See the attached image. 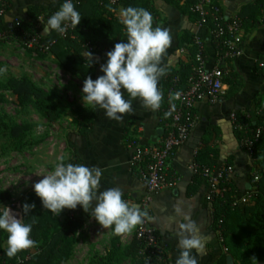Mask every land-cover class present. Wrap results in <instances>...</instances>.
I'll list each match as a JSON object with an SVG mask.
<instances>
[{"label":"crops","instance_id":"0c3cea01","mask_svg":"<svg viewBox=\"0 0 264 264\" xmlns=\"http://www.w3.org/2000/svg\"><path fill=\"white\" fill-rule=\"evenodd\" d=\"M5 1L8 8L4 19L10 23L16 19L27 21L32 10L37 11L43 6L53 5L58 10L64 2V0ZM76 1L87 0H73ZM213 1L221 6L227 15H237L240 19L247 20L243 25V53L231 65V73L227 78V94L215 104L208 101L196 104L195 112L199 120L187 141L174 150L169 161V171L177 178L176 185L172 189L162 190L153 198L151 216L154 219L150 223L155 228L160 246L164 250L166 264H175L179 255L174 210L177 204L186 212L191 209V218L200 226L202 234L208 237L202 253H195L194 250L193 254L196 255L198 264H218L225 255L226 259L228 256L232 258V263L236 261L240 264L241 261L237 256L239 251H234L233 255H227L222 251L215 231V210L206 199L208 185L196 177L189 167L198 153L201 154L204 163L233 167L230 189L232 195L237 197L254 191L253 176L264 172V140L256 156L250 159L240 147L239 135L230 120V114L233 112L253 123L261 114L264 116V68L258 65L259 61L264 60V0ZM193 2L194 0H123L114 7L100 8L98 11L100 16L94 17L91 22L102 39L110 40L112 37L108 26L111 21H118L121 29L125 30L120 22L122 9L128 7L147 9L153 16V26L167 28L172 36V44L162 57V66L166 67L167 74L169 71H178L183 66L179 48L194 34L206 40L210 62L214 58L215 50L208 39V29L199 28L194 24V15L190 11ZM43 17V13L38 17L41 24V20L44 21ZM83 25L84 21L81 19L78 26ZM72 52L76 53L74 50ZM48 54L55 59L51 52ZM83 58L89 62L87 57ZM105 63L94 54V63L91 67L95 79L103 75L100 69ZM61 70L69 79L66 83L67 89L81 105L75 117L77 121L72 130H69L71 151L78 156L82 164L102 169L101 191L119 187L124 192L125 200L137 203L145 188L130 166L133 149L129 143L136 140L144 146L152 145L165 133L170 120L165 97L166 75L158 82L163 97L159 110L152 111L137 99L132 105L134 112L124 115L123 120L118 122L107 118L104 110L85 107L81 94L83 84L70 73ZM227 239L234 247L232 235Z\"/></svg>","mask_w":264,"mask_h":264},{"label":"clouds","instance_id":"9594fccd","mask_svg":"<svg viewBox=\"0 0 264 264\" xmlns=\"http://www.w3.org/2000/svg\"><path fill=\"white\" fill-rule=\"evenodd\" d=\"M81 19L73 0H64L46 22L40 20L43 34L53 31L64 34L69 24L76 28ZM120 22L124 25L126 40L116 43L106 53V63L100 69L103 75L96 79L88 76L81 89L85 107L104 110L107 118L118 122L124 115L134 112L132 105L137 99L152 111L160 109L163 97L158 82L166 75L162 57L172 44L170 31L162 26L154 27L152 14L143 7L122 9ZM83 56L87 57L91 67L94 54L85 48ZM5 71L0 69V74ZM260 135L257 132V137ZM34 173L43 177L33 184L37 197L42 206L56 216L65 209L76 210L79 206L117 236L130 234L146 220L151 222L154 219L139 204L125 200L121 188L101 191L103 171L99 167L65 162L61 157L51 171ZM34 208L35 204L25 203L24 216ZM174 210L179 248L175 264H198L194 250L202 253L208 237L191 218V209L186 212L177 204ZM23 217L17 218L7 206L0 210V231L7 233L5 255L9 258L36 244L32 238L33 224L25 223Z\"/></svg>","mask_w":264,"mask_h":264},{"label":"built area","instance_id":"2783aa9c","mask_svg":"<svg viewBox=\"0 0 264 264\" xmlns=\"http://www.w3.org/2000/svg\"><path fill=\"white\" fill-rule=\"evenodd\" d=\"M122 1L99 0L98 5L100 8L114 7ZM75 3L78 4L79 2L76 1ZM6 8V1L0 0V15L5 13ZM190 11L194 15V24L199 28L208 29V39L212 42L215 50L214 58L210 62L206 40L197 34H194L186 44L181 46L179 48V53L183 58L181 63L188 66V73L184 79L181 78L178 71L168 72L165 76L167 82L165 97L170 118L165 133L157 143L152 145L144 146L136 140L129 143L133 149L130 166L137 173L145 188L136 204L148 210L150 215L154 196L162 190L172 189L176 185L177 178L169 171V161L174 150L187 141L199 120V116L195 112L196 104L202 101L215 104L227 94V78L231 73V65L243 53L244 26L237 15H227L222 7L213 0H194L190 6ZM14 22L17 27L21 25L19 19ZM77 28L78 26L73 28L69 24L64 34L57 33V35L59 38H75ZM0 38L17 41L12 31H0ZM21 39L20 43L27 48L45 53H49L51 45L56 42V38H54L49 43L44 44L39 32L26 33L21 31ZM84 45L91 51L95 50V46L90 42ZM108 51L107 48L101 51L105 60H107L106 53ZM258 65L260 68H264V60L259 61ZM243 118L236 112L230 114L233 128L239 135L240 147L250 159H253L257 154V145L264 132V120L258 127H252L251 121ZM257 132L261 133L259 137H257ZM189 167L196 177L207 183L206 199L210 203L223 198L230 190L233 176L232 166L219 167L201 164L195 159ZM258 178V175H254L253 181L256 183ZM255 192L256 190L250 191L239 197L234 195L230 207L233 208L239 203L248 202ZM67 211L72 217V210L67 209ZM222 224V219H219L215 231L222 251L226 253L227 247L222 235ZM134 237L140 244L138 255L142 259L154 257L158 262H166L165 253L160 246L156 230L149 221L146 220L143 225L135 229Z\"/></svg>","mask_w":264,"mask_h":264},{"label":"rangeland","instance_id":"374dc122","mask_svg":"<svg viewBox=\"0 0 264 264\" xmlns=\"http://www.w3.org/2000/svg\"><path fill=\"white\" fill-rule=\"evenodd\" d=\"M0 193L4 194L0 210L7 206L19 218L24 216L23 205L35 204L31 210L35 216L54 220L61 228L68 214L65 209L59 216L39 206L33 184L42 179L34 172L51 171L58 160L71 159L72 151L69 134L76 123V115L81 109L77 98L67 89L69 82L65 72L48 53L29 49L20 42L0 38ZM27 78L45 92L53 94L52 104L59 108L58 119L47 121L29 103L19 102L7 88L10 78ZM22 126L18 137L11 135V128ZM135 236H117L112 229H104L95 219H85L72 235L68 257L61 263L53 264H109L116 262V256L127 248ZM2 247H7V233L2 232ZM47 237L36 241L34 247L21 251L12 264H21L30 254L40 252ZM114 252L112 256L109 254ZM241 257V256H240ZM132 256L124 257L119 264H132ZM148 264H154L149 262ZM240 264H264L262 261L242 259Z\"/></svg>","mask_w":264,"mask_h":264},{"label":"trees","instance_id":"16d2710c","mask_svg":"<svg viewBox=\"0 0 264 264\" xmlns=\"http://www.w3.org/2000/svg\"><path fill=\"white\" fill-rule=\"evenodd\" d=\"M98 3L99 0L79 1L78 4L74 2L76 9L80 12L82 20L84 21V25L78 26L75 31V38H59L55 31L43 34V24L38 21V17L43 13V19L46 22L57 11L53 5L43 6L37 11L32 10L27 21L19 19L21 22L19 27H17L14 21L11 23L7 22L4 19V13L0 15V31H12L18 42L22 41L21 31H25L26 33L39 32L42 35V42L44 44L56 38V42L50 47V52L54 55L57 65L79 79L83 84L84 79L88 76L95 79L93 69L89 66L90 62H87L82 56L85 48L89 50L84 44L90 42L95 46V50L89 51L106 62L101 53L102 49L107 48L110 51L116 43L126 40V32L121 29L116 20L111 21L108 26L112 38L110 40H104L100 37L99 31L91 22L94 17L98 18L100 16L98 13L100 9ZM241 21L243 25L247 22L244 19H241ZM72 50L76 53L74 54ZM178 72L181 74V78L184 79L188 73V66L183 64ZM6 85L8 90L15 95L19 102L31 104L47 121L54 122L58 119L59 108L56 104L50 102L53 94L45 92L25 77L21 79L10 78L7 80ZM0 87H4L1 82ZM263 120L264 116L261 114L255 123L251 121L250 124L252 127H258ZM23 130L24 128L22 126H15L11 128V135L18 137ZM263 140L264 132L261 135L257 148L260 147ZM196 159L201 164L214 165L204 163L200 153L197 154ZM68 162L82 164L78 156L73 152ZM258 176V181L256 183L253 181L256 192L248 202L239 203L231 208L230 202L234 198V195H232L230 189L223 198L216 199L210 204L215 210L216 225L219 219L223 221L222 235L227 247V255H233L234 251H239L237 256H241L242 259L258 260L264 263V172H260ZM4 197V194L0 193V202ZM35 201L39 206L42 205L40 200L35 199ZM72 213V217L67 214L65 223L61 228L57 227L54 220L42 216H35L32 213L24 216L25 223L33 224L32 238L38 241L47 237V242L45 246L40 248V252L30 254L28 259L21 264H53L65 261L71 247L72 235L82 225L85 219L92 218L79 206L76 210H72ZM238 229L239 231H237ZM1 234L2 231H0V264H12L21 252L15 257H7L5 255V249L7 247H2ZM229 235L233 237L235 242L234 247L231 246V243L227 239ZM139 248L140 244L134 237L131 244L124 251L117 254V260L114 264H119L124 257L129 255L132 256V264H148L149 262L166 264V262H158L154 257L142 259L138 255ZM113 254L114 252H111L109 255L112 256ZM105 264H109V262L107 261ZM218 264H228L226 255L221 257ZM231 264H237V262L233 261Z\"/></svg>","mask_w":264,"mask_h":264},{"label":"water","instance_id":"95a60500","mask_svg":"<svg viewBox=\"0 0 264 264\" xmlns=\"http://www.w3.org/2000/svg\"><path fill=\"white\" fill-rule=\"evenodd\" d=\"M13 214L16 215L17 218H19V215L17 213H13ZM226 261H227L228 264H231L232 263V258L228 256Z\"/></svg>","mask_w":264,"mask_h":264}]
</instances>
